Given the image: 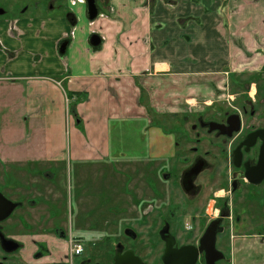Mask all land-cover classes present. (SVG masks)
<instances>
[{
  "label": "crops",
  "instance_id": "crops-1",
  "mask_svg": "<svg viewBox=\"0 0 264 264\" xmlns=\"http://www.w3.org/2000/svg\"><path fill=\"white\" fill-rule=\"evenodd\" d=\"M19 1L29 6L11 17L1 16L6 10L0 14V178L11 176L9 181L0 180V185H12L10 199H17L18 204L20 198L29 195L58 208L62 205L61 195L54 185L60 172L68 170L69 175L75 168L79 173L81 163H110L118 154L120 165L135 164L134 171L139 173L153 163L157 170L163 169L165 165L161 164L168 159L175 160L179 133L174 126L167 128L161 122L162 116L174 115V124L190 119L193 113L186 108L164 113L167 109L159 95L166 89L162 91L161 84L157 91L154 83H164L167 78L171 87L166 92H172L179 86L180 74L220 71L222 67L218 68L216 62L222 61L218 60L220 50L226 48L221 35L229 23L228 7L232 16L242 12L235 8L240 0H97L99 15L90 20L86 0ZM58 4L63 12L53 14L51 10ZM67 13L75 14V23ZM93 33L102 37L99 47L90 43ZM64 40L69 45L61 54L59 47ZM200 62L204 66L197 69ZM66 90L87 93L77 103L81 125L69 114ZM193 100L186 99V104ZM179 112L183 113L181 117ZM131 151L141 155L128 157L126 153ZM133 189L129 187V193L121 195L116 188L111 197L113 204L106 208L125 217L120 218L121 223L127 216L141 215L148 209L141 196V202H135L137 192ZM67 191L72 195L68 177ZM93 192L87 191L86 195L94 201ZM40 205L21 206L27 216H38L37 220L28 219V225L43 223L46 213L51 221L52 204L35 212ZM19 223L24 230L30 227ZM108 223L103 226L106 228ZM35 236L57 244L58 238L52 235L39 232ZM59 241L66 250L68 243ZM35 248L33 243V251ZM35 251L28 254L24 247L22 260L35 262ZM57 260L67 261L62 256Z\"/></svg>",
  "mask_w": 264,
  "mask_h": 264
},
{
  "label": "rangeland",
  "instance_id": "rangeland-1",
  "mask_svg": "<svg viewBox=\"0 0 264 264\" xmlns=\"http://www.w3.org/2000/svg\"><path fill=\"white\" fill-rule=\"evenodd\" d=\"M239 4L240 5L235 8L238 10V12L240 10L242 12L237 13L235 16H232L230 13L231 7H228L229 16L227 19L229 20V23H227L221 35L222 41L224 45H226V48L220 50V57H218V60L222 58V61L224 62L219 61L216 63H219L220 66H218V68L222 67L223 70L222 68L220 71L197 70L195 73L180 74L179 81H177L179 86L177 89L176 87H173L172 92H166L171 87L167 78L164 79V83L160 81L154 83L153 88L157 91H159L161 84L164 86L162 91L166 89L165 92H163L164 94L161 96L159 95V97H162L163 108L167 109V112L165 111L164 113H173L171 111L174 109L186 108L192 111L194 115V113L204 111L205 107L209 105L208 102L211 100H223L228 105L230 100L233 102L232 98L238 97V99H240L242 94H244V98H252V94L250 98V96H248L249 93L247 94L246 92V90L249 89L248 85H250V88L252 87V82L249 83L248 79H252L253 76L256 77L257 73L254 72H257L258 69L261 68L262 63H264V0H240ZM0 6H2V9L6 10V12L1 16L11 17L12 15L17 14L20 10L23 11V9L29 5L27 2L19 0H2L0 1ZM32 7L33 5L31 4L30 8ZM51 12L53 14H59V12H63V9L60 7V4H58L55 9L51 10ZM66 16L69 19L68 13ZM198 64L200 65H197V69L203 68V62ZM207 69L208 68H206V70ZM255 80L257 81V77ZM186 85L189 86L190 93H188V88ZM259 88L264 89V82H261ZM250 92L252 93V88ZM184 95H187L188 98H184ZM166 97L172 98L167 100L165 99ZM190 98H194V100L192 101V104L188 105L186 104V99ZM178 99H180V102ZM252 100L253 99H251V101ZM171 103L180 104V107L172 106ZM182 114V112H179L180 117ZM206 114H208V112ZM193 115H190V119L175 121L174 124L172 120L175 118L174 115L168 114L162 116L163 119L161 122H163L167 128L174 126L177 132H180V130L182 131L183 129L186 139H179V146H182L183 149L187 143L188 145L196 144L200 147H203L201 144H197L191 140L192 135H194L193 130L191 129V123L194 121L195 117ZM203 134H206V132L203 131ZM207 141H205V145ZM182 150L181 152L179 151V155L184 154ZM185 153L189 152L185 151ZM126 154L128 157H133V155L139 156L140 153L131 151L127 152ZM119 157L120 155L118 154L113 156L110 159V163L108 161L81 163V170L79 173L75 168L72 169L69 175L68 170L60 172L61 176L56 180V184L54 185L56 190L61 195L62 205H60L59 208L57 206H53L52 202L45 204V202L42 200L38 201L40 200L39 198L37 200L31 199L29 195H27V198H23L24 200L20 198L21 205L18 204V207L10 215V220L5 219L0 223V230L5 234L6 237L19 241L21 244V249L13 253H7L2 248L0 242V264H82L85 260H89L91 264L94 262H98L99 264L112 263L111 251L114 250L115 244V235L114 237H111L113 231L112 225H119V223H121L120 218H125L123 216L114 215L112 210L109 208L108 210L106 209L108 205L111 206L110 204H113L111 197L116 194L115 189H119L120 194L122 195L124 193H129V187L135 188L133 190L137 192V196L134 197V200L136 203H140L141 201H139L138 197L140 196L139 193L141 192L152 194L154 193V190H156L155 187L158 186L162 192L168 194L171 188L168 186L171 184L170 180H168V182L165 181L164 185L161 186L160 173L162 169L156 170V167L153 166L154 163L150 167H144L145 169H141L138 171L139 173H136L134 171L136 167L135 164L127 166L130 167L127 169V167L120 165ZM229 158H231L230 154ZM173 163L174 160L170 158L167 160V162H163L161 165H165L163 167L164 169L166 167H171ZM214 163V168L219 166L218 164L222 165L219 163V161H215ZM219 169L221 170V168ZM83 170L84 173L82 174ZM140 172H142V174L145 172V178ZM207 174L208 171H205L198 178L196 183H203L204 181H207ZM67 177L72 187V195L68 194L67 191ZM10 179L11 176L10 178L7 176L5 179L0 178L2 182H4L3 180L9 181ZM218 183L219 182H216V180H210L209 185L203 187L201 190L213 192L212 190H215V185ZM135 184L137 186H135ZM89 187H93L96 190L94 192L87 190ZM11 188L12 185L10 183L7 184V187L0 185V192L10 199ZM87 191L94 193V201L93 198L91 199L90 195H86ZM180 191H182L181 185H179V189L176 188L175 192L180 193ZM222 192L223 191L217 190L216 188V194L212 196V203L210 206L212 218L217 216L215 213V210H217L219 207L217 204V198L219 197L218 194H221ZM13 201H17V199H14ZM196 201V205H198V199H196ZM98 202L100 203L96 207ZM23 204L26 206L31 204H36V206H39V204H41L40 207L34 210L35 212L37 210L38 213L40 211L46 210V208L43 206L52 204L51 206L53 207V215H51V221L49 220L50 218L46 213V216L44 218L42 217L43 223L36 226L28 225V219L37 220L38 216H33L32 218L27 216L24 209L21 207ZM253 206L255 207V205ZM66 208L68 209V215L65 214ZM108 211L111 212L110 216L106 215L109 214ZM72 212L74 213V217L71 216ZM113 212L115 211L113 210ZM254 213L256 218L254 215H251L248 218V222H252V224L249 226V229L238 228L230 232L232 235H234V237L230 239V243L234 246V248H228L230 258L227 259V264H264V251L261 252L262 254L259 256V250L257 248L261 245L259 242L264 241V237L255 236L257 233L264 234V231L257 232L256 229L252 227L253 224L262 223L264 221V206H262L260 210L255 209ZM154 214V212L151 214L149 219L150 222H156V220L153 218ZM137 216L139 215H134L132 217ZM130 217L131 216H127L126 218ZM251 217L254 220L251 221ZM24 218L26 222L23 221ZM19 221L30 226L28 227V230H24L21 227L22 223L20 224ZM107 222L109 223L105 228L103 223L106 225ZM125 223H129L128 219ZM49 224H52V226L49 227ZM36 228L37 231L43 235L49 234L55 238L57 237V244H52L51 240L48 242V240H46L48 238L40 239L38 236H35V234L39 233L36 231ZM92 228L94 230L96 228L97 232H92ZM99 228L102 230H99ZM71 232H78L80 235H74V233ZM142 232L145 233V231ZM25 234L28 235V238L15 237L24 236ZM149 234L150 236H148V238H145L144 234L140 237V239L146 240L151 238L152 240H158V236H155L154 232L150 231ZM248 234H252L253 238L247 237ZM59 239H62L68 243V246H65L66 250L62 248L63 243L61 244ZM76 241L83 244L84 250L81 254H74V244ZM32 242L36 246L35 250L37 249L36 251L34 250L35 262L28 263L27 261L22 260L23 252L21 251L25 247V252L32 254L34 252ZM240 246L242 249L237 248ZM255 250H258V252L256 253ZM61 256L67 259V261L63 260L65 262H62L61 260H57L58 257Z\"/></svg>",
  "mask_w": 264,
  "mask_h": 264
},
{
  "label": "flooded vegetation",
  "instance_id": "flooded-vegetation-1",
  "mask_svg": "<svg viewBox=\"0 0 264 264\" xmlns=\"http://www.w3.org/2000/svg\"><path fill=\"white\" fill-rule=\"evenodd\" d=\"M254 73H257V81H252V93L250 85L246 90L250 98L252 94V101L242 94L240 99L232 98L233 102L230 100L228 105L223 100H213L205 107L206 112L194 113L191 140L203 147L188 143L184 149L179 146L172 166L160 173L161 186L170 180L168 194L158 186L152 194H140L148 209L137 217L128 218L129 223H119L112 229L115 244L109 264H115L117 258L129 259L135 264H227L228 248H234L230 243L234 235L230 232L249 229L252 224L248 222L249 216L264 206V89L259 88L264 82V64ZM178 133L180 140L186 139L183 129ZM248 139L253 140L252 144L245 143ZM181 150L183 155H179ZM215 161L222 165L217 163L219 166L214 168ZM205 171H208V180L196 183ZM210 180L219 182L215 187L223 191L218 194L219 207L214 218L210 206L216 188L213 192L201 190ZM179 185L182 187L180 193L175 192ZM153 212L156 222L149 221ZM252 227L257 232L264 231V221ZM150 231L158 240L140 239L144 234L148 238ZM255 236L264 237V234ZM247 237L253 238V235ZM259 243L257 248L261 256L264 241ZM237 248L242 249L241 246ZM84 262L91 264L89 260Z\"/></svg>",
  "mask_w": 264,
  "mask_h": 264
},
{
  "label": "water",
  "instance_id": "water-1",
  "mask_svg": "<svg viewBox=\"0 0 264 264\" xmlns=\"http://www.w3.org/2000/svg\"><path fill=\"white\" fill-rule=\"evenodd\" d=\"M86 3H87V17L90 20H94L99 15V6L97 3V0H86ZM4 12H5L4 9H0V14H3ZM68 17L72 23H75L76 17L74 13H69ZM90 43L91 45L95 47L100 46L102 43V37L97 33H93L90 38ZM68 45H69L68 40H64L61 42L60 47H59V51L61 54H64L66 52ZM229 134H231V131H229ZM253 137L254 136H250V138H253ZM249 139L245 142L248 145L252 144L253 142V140L250 141ZM17 207H18V202L8 199L0 192V222L10 217V215L13 213V211ZM0 242H1L2 248L8 253L14 252L20 248V243L17 240L6 237L5 234L1 230H0ZM134 262L135 261H130L129 259L125 260L124 258H117L115 264H135ZM82 264H88V263L83 262Z\"/></svg>",
  "mask_w": 264,
  "mask_h": 264
},
{
  "label": "trees",
  "instance_id": "trees-1",
  "mask_svg": "<svg viewBox=\"0 0 264 264\" xmlns=\"http://www.w3.org/2000/svg\"><path fill=\"white\" fill-rule=\"evenodd\" d=\"M97 47H99V46H97ZM255 79H256L255 76H253L252 79L249 78L248 79L249 80V83L252 82V81H254ZM65 94H66V97H67V100H68V108H69L68 111H69V114L73 115L75 117V119L78 120L77 121V124L78 125H81L82 124V121H81V119H80V117L78 115V112H77V103H78L79 99L86 98L87 97V93L66 90L65 91ZM147 106H148L149 112L152 113L153 110H152L150 104L147 105ZM156 123L159 124L160 121H157ZM19 205H21L20 202H19ZM59 264H63V263H59Z\"/></svg>",
  "mask_w": 264,
  "mask_h": 264
},
{
  "label": "built area",
  "instance_id": "built-area-1",
  "mask_svg": "<svg viewBox=\"0 0 264 264\" xmlns=\"http://www.w3.org/2000/svg\"><path fill=\"white\" fill-rule=\"evenodd\" d=\"M83 248H84L83 244L76 241L74 244V250H75L74 254H81L84 250Z\"/></svg>",
  "mask_w": 264,
  "mask_h": 264
}]
</instances>
